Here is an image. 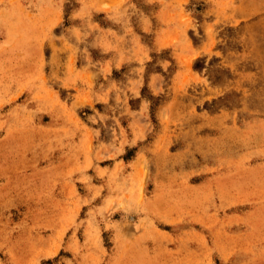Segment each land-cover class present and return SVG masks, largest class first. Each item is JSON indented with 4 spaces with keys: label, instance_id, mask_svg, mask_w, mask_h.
Returning a JSON list of instances; mask_svg holds the SVG:
<instances>
[{
    "label": "rangeland",
    "instance_id": "obj_1",
    "mask_svg": "<svg viewBox=\"0 0 264 264\" xmlns=\"http://www.w3.org/2000/svg\"><path fill=\"white\" fill-rule=\"evenodd\" d=\"M0 264H264V0H0Z\"/></svg>",
    "mask_w": 264,
    "mask_h": 264
}]
</instances>
